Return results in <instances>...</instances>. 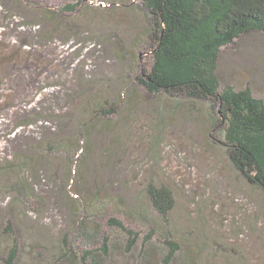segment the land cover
Segmentation results:
<instances>
[{
    "label": "rangeland",
    "instance_id": "obj_1",
    "mask_svg": "<svg viewBox=\"0 0 264 264\" xmlns=\"http://www.w3.org/2000/svg\"><path fill=\"white\" fill-rule=\"evenodd\" d=\"M76 2L73 11L61 9ZM147 21L141 0H0V264H75L61 257L65 234L73 254L109 239L102 264H161L170 231L150 209V179L174 193L171 230L181 245L172 264H264V190L230 161L222 126L212 128L216 107L153 97L137 82L153 62V46L137 38ZM217 73L222 86L249 85L264 99V32L223 46ZM130 91L134 103L109 116L113 127L104 136L90 125L94 148L76 152L73 166L63 152L43 156L34 176L27 164L15 165V155L34 156L42 134L56 130L35 109L59 102L53 108L67 136L86 96L119 94L124 102ZM19 174L34 193L17 202ZM97 189L101 199L91 202ZM111 217L139 232L131 249ZM8 221L13 234L3 230ZM153 226L157 232L142 245Z\"/></svg>",
    "mask_w": 264,
    "mask_h": 264
},
{
    "label": "trees",
    "instance_id": "obj_2",
    "mask_svg": "<svg viewBox=\"0 0 264 264\" xmlns=\"http://www.w3.org/2000/svg\"><path fill=\"white\" fill-rule=\"evenodd\" d=\"M141 1L148 11V21L147 28L138 33L137 38L140 41L145 36L146 41L153 46V62L148 71L136 77L137 82L153 97L164 94L178 104L181 100H204L210 106L216 107L217 119L212 123V128L222 126L224 145L230 161L251 184L264 190V99L256 97L249 85L239 89L230 85L222 86L217 73L219 54L223 46L233 43L243 34L252 31L264 32V0ZM77 4L78 2L67 4L61 9L73 11ZM124 5L130 6L129 3ZM50 16L56 21L52 13ZM99 94L100 92L85 97L82 107L79 106V121L67 136L61 135L66 120L63 114H57L53 108V104L58 105L59 102L42 107L39 111L35 109V114L40 111L48 114L44 120L52 119L56 130L49 135L45 132L42 134L43 139L34 147V156H24L22 153L15 155V165L23 168L27 164L33 169L30 175L34 176L38 172V164L43 162V156L63 152L67 154L68 165L73 166L76 152L80 149L84 153L92 151L94 143L90 141V125H94V130L104 136L113 127L109 116L116 115L122 105L134 103V92L131 91L127 93V100L124 102L119 94ZM66 95L72 100V94L66 92ZM73 171L76 173V168ZM16 177L13 187L16 192L15 200L18 202L21 195L31 196L34 192L25 183L27 181L22 174ZM145 192L155 219L160 221L158 225L170 231L163 235L166 252L161 258V264H172L181 245V240L171 230V213L175 206L173 190L164 182L150 179L145 184ZM93 195L90 197L91 202L101 199L98 197L99 189ZM141 212L143 215V207ZM108 223L127 233V249H131L139 232L127 229L116 217H111ZM155 223L157 222L152 221V224ZM79 225L82 226L81 223ZM153 227L145 236L142 245L157 232V227ZM3 230L14 233L10 221ZM108 240L97 249H85L79 254H73L65 234L62 236L61 257L70 255L75 264H102V260L109 257ZM16 252L15 242L10 253V262Z\"/></svg>",
    "mask_w": 264,
    "mask_h": 264
}]
</instances>
